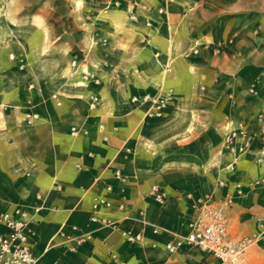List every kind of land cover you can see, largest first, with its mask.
Instances as JSON below:
<instances>
[{
  "label": "crops",
  "instance_id": "crops-1",
  "mask_svg": "<svg viewBox=\"0 0 264 264\" xmlns=\"http://www.w3.org/2000/svg\"><path fill=\"white\" fill-rule=\"evenodd\" d=\"M126 6L124 0L82 1L80 12L91 14L78 21L74 0H65L64 16L50 12L49 53L41 55V36L20 33L15 71L24 77L9 81V65H0V213L28 211L32 252L40 264H202L205 255L187 248L171 255L164 245L186 231L196 198L212 192L218 200L235 184L242 196L225 211L230 236L249 237L264 227V49L242 48L239 58L229 50L218 55L204 50L192 58L182 49L176 57L166 17L167 48L157 52L161 58L154 65L113 59L117 51L127 53L118 49L121 40L144 42L139 34L151 25L129 17ZM83 24L90 25L89 32ZM133 26L143 27L142 33L127 30ZM89 39L96 40L92 49ZM6 51L5 43L2 59ZM217 72L224 78L217 79ZM234 72L239 76L232 79ZM217 86L224 97L214 96ZM251 87L257 95L249 94ZM158 91H170L172 99L161 118H146L147 107L131 98ZM91 93L101 100L96 109L89 105ZM73 127L79 132L70 136ZM229 132L235 136L227 144ZM116 170L126 178L123 185L113 177ZM217 180L226 187L217 188ZM106 185L113 204L106 214L118 220L116 229L88 224L92 200L105 196ZM153 186L166 192L162 204L147 196ZM121 202L142 216L122 219L116 209ZM72 225L92 232L76 253L57 237ZM154 226L162 231L153 233ZM123 229L140 233L143 242L126 243ZM5 231L0 224V233ZM250 250L257 253L253 260ZM243 264H264V239L248 247Z\"/></svg>",
  "mask_w": 264,
  "mask_h": 264
},
{
  "label": "rangeland",
  "instance_id": "rangeland-1",
  "mask_svg": "<svg viewBox=\"0 0 264 264\" xmlns=\"http://www.w3.org/2000/svg\"><path fill=\"white\" fill-rule=\"evenodd\" d=\"M64 1L0 0V35H7L9 38L6 42L0 40V47L7 44L5 57L7 60L0 57V65L4 62L5 65H9V81L17 82L24 77L21 72L15 71L17 62L18 65L21 63L15 55L16 48L20 47V42L16 37L20 36V33L31 34L36 38L41 36V55L48 54L50 51L49 37L53 30L49 24L50 12L54 14L57 11L58 17L59 15L64 16ZM82 1L86 0H74L78 21H82V17L91 14L88 9L85 10L86 13L80 12ZM124 2L127 3L124 10L129 17L138 15L143 20H149L151 25L147 33L139 34L144 36V42L136 45H142V47H136L137 41H134L132 36L121 40L117 44L118 49L127 53L124 56L117 51L116 55L111 54L113 59L124 58L128 63L151 62L154 65L156 59L161 58L157 52L160 53L167 48V41L164 38L166 37L164 29L166 25L163 23L166 17L169 19L172 34H174L173 47L176 57L181 54L182 49H186V52H189L188 57L192 58H197L204 50H210L217 55L229 50L236 55L235 58H239L242 48L247 47L250 53L264 49V0H124ZM62 20L64 22V18ZM83 28L86 32L90 31L88 24H83ZM142 29L143 27H127V30L134 33H142ZM37 42L39 41L36 40L35 43ZM87 44L88 48L92 49L96 40L89 39ZM194 50L197 51L196 54H193ZM16 67L18 71H21L20 66ZM218 70H220L219 67ZM218 72L216 78H224L220 76L223 72ZM237 76L239 72H234L231 78L234 79ZM24 84L26 89L29 88L27 81ZM214 90V96L224 97L225 93L219 86ZM236 94L240 95L239 87ZM249 94L257 95L255 87L249 88ZM253 182L257 184L259 178H255ZM253 251L250 250L248 254L251 260L257 256V253Z\"/></svg>",
  "mask_w": 264,
  "mask_h": 264
},
{
  "label": "built area",
  "instance_id": "built-area-1",
  "mask_svg": "<svg viewBox=\"0 0 264 264\" xmlns=\"http://www.w3.org/2000/svg\"><path fill=\"white\" fill-rule=\"evenodd\" d=\"M196 50L193 54H196ZM75 60H72L71 67L74 68ZM52 99L57 100V95H51ZM89 105L96 109L101 100L96 94L88 95ZM170 91H158L150 95L133 96L131 102L138 105L146 106V118H161L164 111L171 101ZM98 131L103 132L104 126L98 125ZM78 129L71 128L70 136L78 134ZM234 132H229L225 137V142L230 144L234 138ZM106 141V137H102ZM250 146L249 140H245L242 145L244 150ZM87 155H91L88 153ZM113 177L120 184L126 182V178L118 171H114ZM96 177L93 184L98 181ZM217 188L226 187L224 180L215 182ZM233 192L216 200L212 192H207L196 198L192 205V216L186 225V231L183 234L175 233L172 238L165 243L164 249L167 253L174 255L181 249L197 251L206 256V261L202 264H243L246 250L248 247L264 239V227L249 237L233 239L227 230V221L225 211L233 203L235 197L242 196V189L239 184L233 185ZM112 187H104L105 196H95L91 203L90 215L88 218L89 225H95L101 228L116 229L118 220L106 214L113 204L107 195L111 192ZM148 197L154 202L162 204L166 199V192L159 186H153L148 192ZM39 199V195H37ZM39 206L36 208V210ZM118 212L122 214V219L134 220L142 216V211L132 212L123 202L116 206ZM29 213L25 209H17L12 213H0V224L4 226L5 233H0V264H40L39 259L32 252L31 232L28 228ZM153 233L162 231L160 227L154 226ZM121 238L128 244H137L143 242L140 233H134L131 229L120 230ZM57 237L60 244L64 245L68 252L76 253L80 247L92 239V232L88 226L81 228L72 225L69 231H58ZM112 255V259H115ZM123 264V263H121ZM181 264H187L182 262Z\"/></svg>",
  "mask_w": 264,
  "mask_h": 264
}]
</instances>
